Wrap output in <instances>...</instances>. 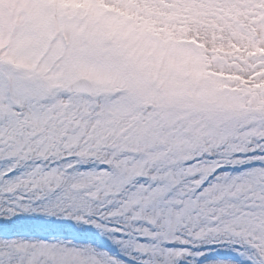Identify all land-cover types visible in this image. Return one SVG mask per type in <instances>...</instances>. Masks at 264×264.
<instances>
[{
  "label": "snow or ice",
  "instance_id": "6c2138e0",
  "mask_svg": "<svg viewBox=\"0 0 264 264\" xmlns=\"http://www.w3.org/2000/svg\"><path fill=\"white\" fill-rule=\"evenodd\" d=\"M0 264H264V0H0Z\"/></svg>",
  "mask_w": 264,
  "mask_h": 264
}]
</instances>
